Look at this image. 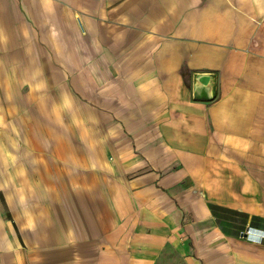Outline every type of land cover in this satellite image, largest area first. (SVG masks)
Segmentation results:
<instances>
[{"label":"crops","instance_id":"crops-1","mask_svg":"<svg viewBox=\"0 0 264 264\" xmlns=\"http://www.w3.org/2000/svg\"><path fill=\"white\" fill-rule=\"evenodd\" d=\"M168 247L264 264V0H0V264Z\"/></svg>","mask_w":264,"mask_h":264},{"label":"rangeland","instance_id":"rangeland-1","mask_svg":"<svg viewBox=\"0 0 264 264\" xmlns=\"http://www.w3.org/2000/svg\"><path fill=\"white\" fill-rule=\"evenodd\" d=\"M156 264H188L186 259L176 250L166 248Z\"/></svg>","mask_w":264,"mask_h":264},{"label":"water","instance_id":"water-1","mask_svg":"<svg viewBox=\"0 0 264 264\" xmlns=\"http://www.w3.org/2000/svg\"><path fill=\"white\" fill-rule=\"evenodd\" d=\"M208 76H200L197 77V84L194 87V93L195 95H205L207 96L209 93V87H208ZM200 88V94L196 93V90Z\"/></svg>","mask_w":264,"mask_h":264},{"label":"bare ground","instance_id":"bare-ground-1","mask_svg":"<svg viewBox=\"0 0 264 264\" xmlns=\"http://www.w3.org/2000/svg\"><path fill=\"white\" fill-rule=\"evenodd\" d=\"M200 88H198L197 90H196V93L197 94H200V90H199Z\"/></svg>","mask_w":264,"mask_h":264}]
</instances>
